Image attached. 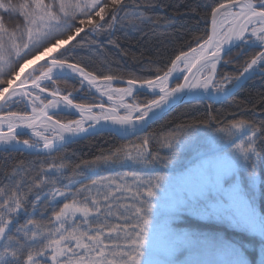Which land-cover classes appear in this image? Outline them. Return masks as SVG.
<instances>
[{"label":"snow or ice","instance_id":"snow-or-ice-1","mask_svg":"<svg viewBox=\"0 0 264 264\" xmlns=\"http://www.w3.org/2000/svg\"><path fill=\"white\" fill-rule=\"evenodd\" d=\"M169 6L0 0V264H264L255 192L264 91L235 99L264 78V0H191L156 13ZM183 16L187 29L162 31ZM130 31L176 41L175 50L132 56L140 75L113 69L105 51L128 56L117 33ZM230 64L235 72H223ZM185 98L207 107L149 131ZM63 112L77 118L57 119ZM105 135L119 142L90 159L69 151ZM189 216L227 223L238 238L182 226ZM181 253L188 258L174 259Z\"/></svg>","mask_w":264,"mask_h":264},{"label":"trees","instance_id":"trees-1","mask_svg":"<svg viewBox=\"0 0 264 264\" xmlns=\"http://www.w3.org/2000/svg\"><path fill=\"white\" fill-rule=\"evenodd\" d=\"M163 3L170 5L167 8L156 9V13L159 15H172L174 13H180L185 11V5L190 3L191 0H162ZM191 20L187 16L180 17L179 23L168 27L167 29H163L169 34L178 35L182 30L187 29ZM183 25V28H182ZM117 36L121 37L122 42V50L128 53V56L121 55L120 51L112 47H108L105 51V55L108 60L111 62L110 66L113 69L122 70L124 72H136L138 75L142 74L140 72V66L135 63L132 59V56H139L141 53L144 54L145 57H157V52H159V58L166 59L169 55H171L176 47V41H169L163 39L162 37L157 39L153 37L151 34H148L141 38L140 33L137 32H128L127 39L124 38V34L117 33ZM187 38V37H185ZM236 50H233L235 53ZM79 56H84L86 58V63L89 64V68L99 67V59L95 56L88 57V53L86 50H83L78 53ZM235 67L233 65L225 66L222 71L228 73H234ZM264 91V78L257 76L253 80H249L243 84V86L237 90L235 99H244L248 96H255L256 93ZM143 98V97H141ZM207 107V102L197 103L194 100H188L172 111L168 113V115L162 119L158 120L151 125L149 131H153L159 129L161 126L170 127L172 123H179L181 120L189 119L194 115H197L199 112H203ZM225 106L216 104V109H221ZM16 110V109H14ZM56 118L69 120L76 119V115L69 114L66 112L59 113ZM118 137L105 135L104 137H97L95 139H86L74 142L70 144L69 151L76 153V156L79 159H90L92 156L99 153L101 149H106L110 145L118 143ZM202 144H205L209 147H215V145L211 142V140L207 137L206 134H201ZM192 153L188 150H185L183 154H181L178 158L177 164L174 168V172H178L181 170L182 164H187ZM13 157L15 159H20L18 154L13 153ZM4 158V154H0V161ZM132 167L124 168V169H114L113 171H130ZM257 171L260 174V180H264V158H260L257 160ZM99 175H106L107 172L101 171L97 173ZM174 174V173H170ZM88 175V173H85ZM256 207L258 211L264 212V184L257 182L256 188ZM190 222V223H189ZM182 226H187L191 230L200 231L204 233H211L218 235L224 239H237L235 235H233L234 230L227 223L217 222L215 220H204L199 219L195 216H189L184 221ZM249 239H253L249 237ZM256 244L258 245V238H255ZM183 254V253H181ZM181 254H178L181 255Z\"/></svg>","mask_w":264,"mask_h":264},{"label":"rangeland","instance_id":"rangeland-1","mask_svg":"<svg viewBox=\"0 0 264 264\" xmlns=\"http://www.w3.org/2000/svg\"><path fill=\"white\" fill-rule=\"evenodd\" d=\"M83 95V94H81ZM58 119V118H57ZM172 195L174 196V193H172ZM186 258H188L187 253H183L181 255L178 256V254L174 257V259L178 260V261H183Z\"/></svg>","mask_w":264,"mask_h":264},{"label":"water","instance_id":"water-1","mask_svg":"<svg viewBox=\"0 0 264 264\" xmlns=\"http://www.w3.org/2000/svg\"><path fill=\"white\" fill-rule=\"evenodd\" d=\"M234 50H235V49H234ZM40 63H42V61H41ZM181 80H182V77H181ZM188 100H189V98H185V99H183L180 103L176 104V105L173 106L171 109H169V112L172 111L174 108H176L178 105H180V104H182V103H184V102H186V101H188Z\"/></svg>","mask_w":264,"mask_h":264}]
</instances>
